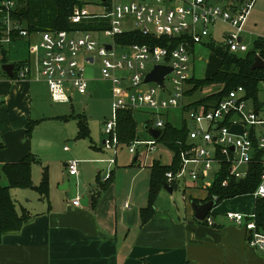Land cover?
Wrapping results in <instances>:
<instances>
[{"label": "built area", "instance_id": "2783aa9c", "mask_svg": "<svg viewBox=\"0 0 264 264\" xmlns=\"http://www.w3.org/2000/svg\"><path fill=\"white\" fill-rule=\"evenodd\" d=\"M155 0L154 4L132 1L112 4L102 13H94L86 6H75L71 21L80 25L91 22H105L106 28L97 30H49L30 32L14 17L15 0L0 1V69L5 64L8 47L22 38L36 37L32 47L38 66L39 76L47 84L51 98L56 103L71 101L70 89L80 94L88 92L89 67L100 59V74L112 84L113 117L105 121L104 131L109 138L104 141L108 149L114 151L112 163H116L119 146L122 143L118 133V115L121 110H151L158 118L155 128H164L166 121L163 112L182 109L187 104L186 91L190 79V57L197 45L208 47L215 42L211 27L219 22L229 25L234 32L224 34L226 49L231 52H245L248 44L244 41V28L256 0H245L239 6H226L211 0ZM132 18L134 30L144 35L177 39L174 48L148 44H123L117 37L125 30L122 22ZM110 38L111 41L100 40ZM108 46H111L108 48ZM193 50V51H192ZM257 55H260L258 53ZM13 77L27 79L32 76L31 60L15 62ZM172 67L164 78L165 86L155 82L144 84L146 74L155 65ZM3 70V69H2ZM171 76V88L166 79ZM68 84V85H66ZM163 93H168L164 95ZM246 90L238 86L217 107L206 109L204 106L187 111L189 127V147L181 152V167L176 172H167L168 183L182 179L187 174L195 182L201 181L206 187L209 172L214 164H230V175L237 179L248 176L250 166L256 162L263 165L260 184L253 193L264 197V106L249 104ZM0 96V107L3 104ZM193 124V128L190 125ZM157 138L138 139L126 144L132 154H136L141 164H147L149 155L157 150ZM206 144V145H204ZM140 149H142L140 151ZM79 162L70 160V175L79 174ZM110 177V173L106 176ZM226 185L227 182L225 181ZM73 204L80 206V199ZM129 207V203H125ZM227 218L248 231V241L264 251V232L257 227L256 213L245 214L229 211ZM213 224L212 217H206Z\"/></svg>", "mask_w": 264, "mask_h": 264}, {"label": "crops", "instance_id": "0c3cea01", "mask_svg": "<svg viewBox=\"0 0 264 264\" xmlns=\"http://www.w3.org/2000/svg\"><path fill=\"white\" fill-rule=\"evenodd\" d=\"M81 1L85 2L84 6L89 10L94 8L96 10L92 11L94 13H102L105 7L108 8L112 4L132 1L155 3V0ZM211 1L226 6H239L242 3ZM15 2L18 6L26 0H15ZM179 2L180 0H173L172 5ZM254 8L255 6L247 21L254 15ZM255 42L264 44V37L258 38ZM35 43L34 36L19 39L8 47L5 54L6 63L31 60L33 73L30 78L10 77L0 69V96L4 101L0 107V169L4 164L18 162L29 154H34L41 161L40 147L48 149L51 145L47 138L40 137L34 131L31 138L27 136L28 125L31 122H35L36 125L39 120L31 119L33 102L44 101L42 85L47 86L38 73L35 52L32 51ZM18 44L25 45L26 55L12 60V52L17 50ZM262 106L264 103L260 105ZM171 112L173 111L163 112L161 117L177 126L171 120ZM148 121L146 117L145 134L140 133L137 127L139 137L144 140L153 137L145 127ZM184 123L188 124L187 118L183 119L182 125ZM133 155V164H122V166L116 164V168H110L112 179L106 188H102L101 182H106L107 172L103 173V169H97L99 164L80 167L78 175L69 174V161L63 164L68 172L67 188H65L67 176L63 170L59 175L48 172L50 174L48 198H41L33 189L39 194L37 202L32 203L33 206L32 204L20 206L19 211L24 208L32 217L19 231L5 234L1 238L0 264H264V251L251 246L248 241V231L231 222L226 216L229 211L245 214L255 212L258 197L254 194L237 196L224 202L218 209H214L213 224L199 221L195 217L191 203L193 199L207 198L220 164H214L213 181H208V175L206 182L209 184L206 187L201 181H193L188 174L179 179L184 181V190L189 192L190 203L185 201L182 205L176 201H168L165 193L169 190L166 187L162 188L152 217L143 222L142 209L148 205L152 165L155 161L170 165L173 153L168 164L157 157L150 160L148 158L149 164L148 162L141 164L136 154ZM41 163L42 161L35 164ZM44 169L48 170L44 166L42 174ZM33 170L32 167L33 182L37 185ZM70 179L78 180L80 183L76 192L66 191L70 188ZM187 179H190V182ZM60 184H62L61 188H59ZM17 189L21 188L11 189L12 197L13 190L17 191ZM175 189L173 188V191ZM86 197L87 204H85ZM185 197L188 199L187 195ZM75 199H80V206L73 204ZM126 202L129 203V207L125 206ZM133 211L136 212V216L132 221L129 215ZM128 218L131 219L132 224L129 223Z\"/></svg>", "mask_w": 264, "mask_h": 264}, {"label": "trees", "instance_id": "16d2710c", "mask_svg": "<svg viewBox=\"0 0 264 264\" xmlns=\"http://www.w3.org/2000/svg\"><path fill=\"white\" fill-rule=\"evenodd\" d=\"M1 1V0H0ZM227 2H244L245 0H222ZM85 2L81 0H26L22 5H18L14 11V17L23 23L30 32L49 31V30H97L107 27L105 22H91L80 24L79 26L71 21L72 11L75 6H84ZM117 40L123 44H148L150 46L169 43L174 48L177 39L168 37L157 38L155 36L144 35L139 30L124 32L117 37ZM215 47V42H210L208 46ZM193 51V50H192ZM264 58V44L255 42L245 52H217L219 56V66L217 70L208 78H196L194 75L188 80V89L186 97L190 98L197 92L204 95L187 103L183 111L187 112L191 108L204 106L209 109L217 107L223 101L231 90L238 86H243L246 90L247 98L254 100V105L260 107L258 102V93L260 84L264 82V69H253L252 64L255 61L257 53ZM79 137L87 138L90 135L89 121L85 114L76 116ZM35 122H31L27 127V136L31 138ZM152 126L151 122H146V129ZM118 133L122 144H130L134 140L141 139L137 132V122L134 117V110H121L118 115ZM173 153V160L170 165H163L160 161H155L151 168L150 191L148 205L143 211V222L152 217L155 210L158 194L166 185L172 188L178 187V182L168 183L166 174L169 171L176 173L181 167V152L189 147V127L184 123L181 127L175 126L170 121H166L164 128L161 129V135L157 138ZM41 161L34 155L29 154L18 162L6 163L2 166L0 172V240L8 233L19 231L27 223L32 215L29 211L22 208L19 211L17 202L11 194L12 188L34 189L41 198H48L50 190V179L47 169H44L42 179L38 185H35L32 177V167L35 163ZM230 164H220L219 172L215 175L213 185L209 188V194L206 199H193V202H205L218 197V202L235 198L241 195L253 194L260 184V175L263 165L256 162L250 166L249 174L244 179H237L230 175ZM2 175L8 180V185L1 183ZM112 179V175L105 183L101 182L102 188H106ZM227 182L225 185L224 182ZM256 222L260 231L264 232V197H258L255 204ZM213 210L208 214L212 217ZM206 221V220H204Z\"/></svg>", "mask_w": 264, "mask_h": 264}, {"label": "rangeland", "instance_id": "374dc122", "mask_svg": "<svg viewBox=\"0 0 264 264\" xmlns=\"http://www.w3.org/2000/svg\"><path fill=\"white\" fill-rule=\"evenodd\" d=\"M254 12L250 20L247 21L244 28V41L252 45L258 38L264 37V0H256ZM91 11H96L94 8ZM122 27L125 30H134V22L132 18H126L122 22ZM211 34L215 38V47L212 45L206 47L205 45H197L194 53L191 54L189 67L190 75L196 78H208L214 70H216L219 63V56L217 52H225L226 37L224 34L234 32L229 25L219 22L217 26L211 27ZM100 40L111 41L110 38L98 37ZM27 48L24 44H18L17 50L12 52L11 59L25 56ZM100 59L97 58V64L94 68H88L87 76L90 77L89 90L86 94H80L76 89L71 88L70 94L72 96L70 102L56 103L52 100L48 86L42 85V94L44 101L35 100L33 102V113L31 119L37 120L34 127L40 137H45L51 143L48 149L40 147L41 164L33 166L34 181L39 184L41 181V174L43 167L48 168V172L59 175L63 170L66 174L67 182L68 172L63 166L70 160H77L79 162L78 169L87 164H99L97 169H103V173H110L111 169L116 168V164H133L134 155L129 153L127 146H119L117 154V162L112 163L114 158V151L106 148L103 140L109 138L103 129L104 123L113 117V95L112 84L110 81L102 78L100 74ZM166 83L171 88V76L166 79ZM168 95V93H163ZM204 94L197 92L194 96L188 98L187 103L202 97ZM258 102L260 105L264 103V82L260 84L258 93ZM249 104L254 105V100L250 99ZM171 120L177 125L181 126L183 119L187 118V112L182 109L172 110ZM85 114L89 121L90 137L80 138L78 135V125L76 116ZM159 115L153 113L151 110H134V117L137 122L138 131L145 134L144 121L147 117L152 124L156 121ZM43 118V119H42ZM145 131V132H144ZM44 140V139H41ZM36 142H39L36 140ZM206 145V144H204ZM142 149H140L141 151ZM172 152L166 148L162 143L158 144V149L149 155L151 158H159L163 163L168 164ZM150 161L148 162V164ZM111 168V169H110ZM214 169V166H213ZM212 169V170H213ZM209 173V180L213 181V171ZM1 172V169H0ZM118 170L116 171V173ZM170 172V171H169ZM97 173V172H96ZM50 176V174H49ZM190 182V179H187ZM1 183L8 185L5 175H2ZM70 188L66 191L76 192L77 186H80L78 180L70 179ZM62 184L59 185L61 188ZM14 199L17 201V206H26L37 202L39 194L33 189H17L13 190ZM166 198L168 201H176L178 204L184 202H191L189 192L184 190V181H178V187L170 193L166 191ZM187 195V198L185 197ZM170 198V199H169ZM30 199V200H29ZM235 199V198H230ZM226 199L219 203L214 209H218ZM147 204V203H146ZM145 204V205H146ZM33 206V204H32Z\"/></svg>", "mask_w": 264, "mask_h": 264}, {"label": "water", "instance_id": "95a60500", "mask_svg": "<svg viewBox=\"0 0 264 264\" xmlns=\"http://www.w3.org/2000/svg\"><path fill=\"white\" fill-rule=\"evenodd\" d=\"M110 47L111 46H108V48ZM14 67H15L14 63H5L3 64L2 69L8 74V76L13 77ZM252 68L264 69V58L261 57L260 55H257L254 63L252 64ZM171 71H172V67L170 66L161 65V64L155 65L154 68L146 74L143 83L146 84V83L155 82L160 86H165L164 78ZM190 127L193 128V124H191ZM148 130L154 138H158L161 135V130L153 126L149 127ZM67 187H68V182L65 183V188ZM165 187L170 192H173V188L171 186L166 185ZM87 200L88 198L86 197L85 204H87L86 202ZM217 202H218V197H215L211 200H207L205 202H199V203L192 202L191 204L195 211L196 219L199 221H204L205 218L208 216L209 212L217 206ZM129 216L132 218V221L133 218L135 220L136 212L133 211L132 213H130ZM128 221L130 224H132L131 219L128 218Z\"/></svg>", "mask_w": 264, "mask_h": 264}]
</instances>
